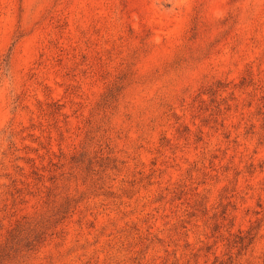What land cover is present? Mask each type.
<instances>
[{
  "label": "rangeland",
  "instance_id": "374dc122",
  "mask_svg": "<svg viewBox=\"0 0 264 264\" xmlns=\"http://www.w3.org/2000/svg\"><path fill=\"white\" fill-rule=\"evenodd\" d=\"M0 264H264V0H0Z\"/></svg>",
  "mask_w": 264,
  "mask_h": 264
}]
</instances>
